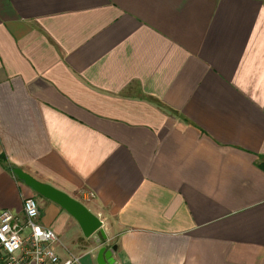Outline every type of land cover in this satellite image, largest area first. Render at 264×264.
Segmentation results:
<instances>
[{"label":"crops","instance_id":"0c3cea01","mask_svg":"<svg viewBox=\"0 0 264 264\" xmlns=\"http://www.w3.org/2000/svg\"><path fill=\"white\" fill-rule=\"evenodd\" d=\"M0 158V213L38 195L20 169L118 264H264V0H0ZM40 197L58 252L96 261Z\"/></svg>","mask_w":264,"mask_h":264},{"label":"built area","instance_id":"2783aa9c","mask_svg":"<svg viewBox=\"0 0 264 264\" xmlns=\"http://www.w3.org/2000/svg\"><path fill=\"white\" fill-rule=\"evenodd\" d=\"M29 201L35 204V212L31 215ZM40 215L38 203L33 197L24 199L22 215L9 210L0 213V232L8 238L0 241V264H82L83 257L72 253L63 257L58 252L56 244L59 239L52 229L39 224ZM34 226L41 229L39 243L34 239Z\"/></svg>","mask_w":264,"mask_h":264},{"label":"water","instance_id":"95a60500","mask_svg":"<svg viewBox=\"0 0 264 264\" xmlns=\"http://www.w3.org/2000/svg\"><path fill=\"white\" fill-rule=\"evenodd\" d=\"M14 173L38 195L57 204L60 208L71 215V217H73L79 224L86 238H93L96 241V244L99 247L96 257L97 264H118L114 258V254L118 247L114 245L112 248L108 249L103 246V241L107 240V234L103 227V222L85 205L54 187L37 181L31 175L20 169H14Z\"/></svg>","mask_w":264,"mask_h":264},{"label":"clouds","instance_id":"9594fccd","mask_svg":"<svg viewBox=\"0 0 264 264\" xmlns=\"http://www.w3.org/2000/svg\"><path fill=\"white\" fill-rule=\"evenodd\" d=\"M28 203L32 205V209L30 210L29 214L30 215L34 214V212H35V204L32 201H29ZM40 232H41L40 227L39 226H34V228H33L34 239H36L37 243H39V234H40ZM49 235L51 236L52 233H49ZM7 239L8 238L3 234V232H0V241H6ZM9 251H14V250L13 249H9ZM49 255H51V254H49ZM69 264H70V262H69Z\"/></svg>","mask_w":264,"mask_h":264},{"label":"rangeland","instance_id":"374dc122","mask_svg":"<svg viewBox=\"0 0 264 264\" xmlns=\"http://www.w3.org/2000/svg\"><path fill=\"white\" fill-rule=\"evenodd\" d=\"M35 200L37 201L38 206H40V203H41V202L45 201L44 199H42V198H41L40 196H38V195L35 197ZM105 247H106V246H105ZM106 248H109V246L106 247ZM78 256H79V255H78ZM91 256H92V255H91ZM91 256H87V257L82 258V264H97V262H96L95 260H93Z\"/></svg>","mask_w":264,"mask_h":264},{"label":"trees","instance_id":"16d2710c","mask_svg":"<svg viewBox=\"0 0 264 264\" xmlns=\"http://www.w3.org/2000/svg\"><path fill=\"white\" fill-rule=\"evenodd\" d=\"M0 162H1V163L4 162V161H3V158H0Z\"/></svg>","mask_w":264,"mask_h":264}]
</instances>
